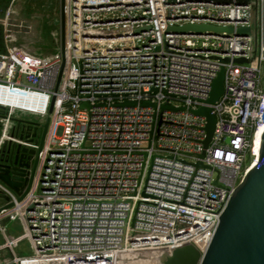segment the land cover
Returning a JSON list of instances; mask_svg holds the SVG:
<instances>
[{
  "label": "built area",
  "instance_id": "obj_1",
  "mask_svg": "<svg viewBox=\"0 0 264 264\" xmlns=\"http://www.w3.org/2000/svg\"><path fill=\"white\" fill-rule=\"evenodd\" d=\"M14 1L0 17V148L39 149L41 131L25 137L20 112L49 122L25 195L18 199L0 183L11 202L0 221L18 219L22 227L13 236L8 221L0 225V264H126L121 252L158 255L183 243L203 253L256 159L262 0H63V47L49 55L15 40ZM186 23L251 33L166 32ZM222 66L223 92L207 104ZM164 103L183 109H161ZM201 106L215 114L203 157L206 118L192 112ZM22 239L27 255L15 252Z\"/></svg>",
  "mask_w": 264,
  "mask_h": 264
},
{
  "label": "water",
  "instance_id": "obj_2",
  "mask_svg": "<svg viewBox=\"0 0 264 264\" xmlns=\"http://www.w3.org/2000/svg\"><path fill=\"white\" fill-rule=\"evenodd\" d=\"M62 1L59 0L61 48L64 41L63 17L61 13ZM236 2L246 3L247 0H236ZM6 7L7 5L0 10V17L4 15ZM18 18L19 16L15 14H10L8 18L10 31L15 37H19V34L22 32H28L31 24L33 26L31 30L35 31L36 23H34V20L23 15L21 17L22 22L18 23ZM20 25L23 26L19 27ZM166 32L178 34L223 33L226 35L234 33L235 35L246 36L251 33V28L248 26L234 28L232 26H216L208 23H186L183 25L167 26ZM1 34L2 27L0 25ZM260 42L264 47V0H262L261 6ZM221 61L225 62L228 59L224 58ZM234 61L237 63L249 62L245 58H235ZM223 83L224 67L222 66L212 83L209 97L206 100L207 104L218 100L224 89ZM53 101L54 98L51 99L48 112H51ZM135 103L134 101H123L120 104L134 105ZM139 104L142 106L155 105L150 100H142ZM160 107L161 109H183V107L176 108L169 103H164ZM192 112L206 118V135L202 142L203 150L199 154L200 157H203L204 149L208 146L214 130L215 114L208 106H201L193 109ZM262 120L264 122V114ZM48 122V116L39 125L29 120H16L17 127L26 131L25 137H28L30 130L33 131L32 135L35 136L38 127L41 128L39 149L43 142ZM20 136L22 137L23 134ZM225 141H228V138ZM39 149L34 150L15 142H5L0 148V183L12 190L18 196V199H21L25 195L31 185L36 170ZM197 165L202 166L200 162ZM204 167L212 168L210 166ZM212 169L217 172L216 168ZM0 198L2 199L0 210L11 205L9 197L1 190ZM7 221L8 217L3 218L0 221V225L4 226ZM153 264H264V132L261 137L258 163L247 171L242 182L229 198L219 217V223L207 249L201 253L193 244H179L155 255L153 257Z\"/></svg>",
  "mask_w": 264,
  "mask_h": 264
},
{
  "label": "rangeland",
  "instance_id": "obj_3",
  "mask_svg": "<svg viewBox=\"0 0 264 264\" xmlns=\"http://www.w3.org/2000/svg\"><path fill=\"white\" fill-rule=\"evenodd\" d=\"M13 14L21 17L23 12L27 13V17L34 20L35 31H32V24L28 32H22L19 37H15L18 43L25 44L31 51L41 54L49 55L55 52L59 48V0H15L12 7ZM18 18V23L22 21ZM259 34L257 38L256 47L259 48ZM259 50V49H258ZM262 69V83L264 84V62H260ZM22 119L41 121L43 118L38 114L23 113ZM6 229L9 234L13 236H19L22 233V227L18 219L8 221ZM3 242V237L0 234V244ZM17 254L27 255L30 253V246L27 240L22 239L18 244L16 251ZM3 256L7 257L5 253ZM134 258H128V261L134 262V264H146L144 263L142 254L135 255ZM148 260V258H146ZM148 264V263H147Z\"/></svg>",
  "mask_w": 264,
  "mask_h": 264
},
{
  "label": "bare ground",
  "instance_id": "obj_4",
  "mask_svg": "<svg viewBox=\"0 0 264 264\" xmlns=\"http://www.w3.org/2000/svg\"><path fill=\"white\" fill-rule=\"evenodd\" d=\"M3 96H5L3 94V92H0V99L3 98ZM6 97V96H5ZM20 114L22 115L23 112H20ZM264 132V122L261 123V125L258 127L256 133H255V137H254V145H253V151L256 155V159L254 161V163L251 165L250 168H252L255 164L258 163V160H259V151H260V146H261V137H262V134ZM140 255L141 253H136V251H124V252H121L119 257H123V256H127L128 258H135L136 256L134 255ZM143 256H147L146 258H148V260H146L145 258V262H147L148 264H153V257L155 256L154 255V252H147V253H144L142 254ZM146 263V264H147ZM126 264H134V262H130L127 260Z\"/></svg>",
  "mask_w": 264,
  "mask_h": 264
},
{
  "label": "trees",
  "instance_id": "obj_5",
  "mask_svg": "<svg viewBox=\"0 0 264 264\" xmlns=\"http://www.w3.org/2000/svg\"><path fill=\"white\" fill-rule=\"evenodd\" d=\"M8 3V0H0V10H2ZM0 44H1V35H0ZM3 49L2 45L0 47V51ZM264 85V84H263ZM5 110L4 108L0 107V116L4 114Z\"/></svg>",
  "mask_w": 264,
  "mask_h": 264
},
{
  "label": "crops",
  "instance_id": "obj_6",
  "mask_svg": "<svg viewBox=\"0 0 264 264\" xmlns=\"http://www.w3.org/2000/svg\"><path fill=\"white\" fill-rule=\"evenodd\" d=\"M10 1L11 0H8V3H7V6H8V4L10 3ZM26 15H27V13H26ZM22 22V21H21ZM17 25H19V24H17ZM23 25H21V27H22ZM1 45H2V39H1V44H0V47H1ZM2 203V199L0 198V204Z\"/></svg>",
  "mask_w": 264,
  "mask_h": 264
},
{
  "label": "flooded vegetation",
  "instance_id": "obj_7",
  "mask_svg": "<svg viewBox=\"0 0 264 264\" xmlns=\"http://www.w3.org/2000/svg\"><path fill=\"white\" fill-rule=\"evenodd\" d=\"M23 15H26V12H23ZM33 122H35V123H37L39 125V123L37 121H34L33 120ZM38 129L41 131V128L40 127H38ZM143 259H145V257H143ZM144 263H145V260H144Z\"/></svg>",
  "mask_w": 264,
  "mask_h": 264
}]
</instances>
